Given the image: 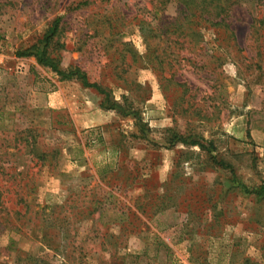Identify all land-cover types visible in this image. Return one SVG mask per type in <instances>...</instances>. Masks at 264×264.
I'll list each match as a JSON object with an SVG mask.
<instances>
[{"label": "rangeland", "instance_id": "374dc122", "mask_svg": "<svg viewBox=\"0 0 264 264\" xmlns=\"http://www.w3.org/2000/svg\"><path fill=\"white\" fill-rule=\"evenodd\" d=\"M148 1L0 0V264H264V0H239L235 46L211 29L203 50L171 44L167 98L151 68L122 63L119 43L146 51L135 21L83 31L92 13L131 19ZM57 17L60 67L135 114L15 56Z\"/></svg>", "mask_w": 264, "mask_h": 264}, {"label": "trees", "instance_id": "16d2710c", "mask_svg": "<svg viewBox=\"0 0 264 264\" xmlns=\"http://www.w3.org/2000/svg\"><path fill=\"white\" fill-rule=\"evenodd\" d=\"M103 1L109 2V0ZM260 1L263 2V0ZM86 3L78 4L73 10H78ZM148 3L147 7L144 6L141 9L143 13L131 19H127L123 15L122 18L117 15L113 16L112 13H107L106 10L92 13L88 15L89 20L85 21L83 31L92 32L95 36L107 34L109 38H113L123 33L129 20L135 21L140 34L144 37L146 51L143 55H139L130 42L119 43L122 63L125 64L124 60L128 57L132 66H148L151 68L157 75L159 86L166 98L172 88L178 86L177 82L173 80V76H168L166 72L172 67L169 58L175 54L174 51H170V46L178 43L175 40L180 39L182 42L192 44L193 50H203L204 33L211 29L213 35L220 41V46L223 39L233 41L235 46V35L230 28V18L233 10L239 7V0H150ZM170 4H175L174 16L171 18L165 15ZM252 24L254 33H264V11L262 17L254 19ZM61 26L62 18H55L35 44L25 50L18 51L15 56L19 58L32 56L39 66L49 70L59 81H73L80 84L82 88L95 90L103 97L101 106L106 110H116L123 116L135 114L132 108H126L124 105L112 101L110 93L98 83L90 82L87 74L81 68L75 65H71L66 69L60 67V56L56 52L57 43L53 45V40L60 33ZM228 47L231 48L232 46L227 45ZM211 59L218 64L216 67L221 66L220 56L213 54ZM121 82L125 85L128 84L126 78L122 79ZM176 142L190 146L199 145L203 148L197 141H188V137L180 135H174L172 144ZM259 193L256 192L255 194L259 195ZM189 206L186 205V208H189ZM243 264L257 263L246 259Z\"/></svg>", "mask_w": 264, "mask_h": 264}]
</instances>
